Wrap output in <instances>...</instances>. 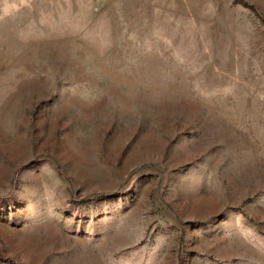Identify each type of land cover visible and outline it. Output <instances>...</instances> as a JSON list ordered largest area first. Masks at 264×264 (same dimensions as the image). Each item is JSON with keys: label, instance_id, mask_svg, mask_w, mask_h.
<instances>
[{"label": "rangeland", "instance_id": "rangeland-1", "mask_svg": "<svg viewBox=\"0 0 264 264\" xmlns=\"http://www.w3.org/2000/svg\"><path fill=\"white\" fill-rule=\"evenodd\" d=\"M0 264H264V0H0Z\"/></svg>", "mask_w": 264, "mask_h": 264}, {"label": "clouds", "instance_id": "clouds-1", "mask_svg": "<svg viewBox=\"0 0 264 264\" xmlns=\"http://www.w3.org/2000/svg\"><path fill=\"white\" fill-rule=\"evenodd\" d=\"M22 2H23V0H22Z\"/></svg>", "mask_w": 264, "mask_h": 264}]
</instances>
